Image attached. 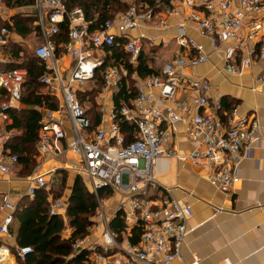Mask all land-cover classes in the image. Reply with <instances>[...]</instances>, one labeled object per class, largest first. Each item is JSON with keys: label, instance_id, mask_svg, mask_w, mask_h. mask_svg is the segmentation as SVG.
<instances>
[{"label": "built area", "instance_id": "2783aa9c", "mask_svg": "<svg viewBox=\"0 0 264 264\" xmlns=\"http://www.w3.org/2000/svg\"><path fill=\"white\" fill-rule=\"evenodd\" d=\"M179 1L188 9L180 13L171 37L179 50L164 64L161 74L140 78L131 76L127 62L136 66L149 46L167 47L169 40L145 31L135 36L132 33L144 28L168 30L172 14L168 5L163 3L159 9V5L132 3L99 28L91 29L83 8L71 7L67 0H35L45 37L36 49L46 70L40 83L61 100L57 110H48L41 118L37 168L48 158L70 154L74 162L68 169L85 177L95 194L97 207L89 232L72 245L75 252H87L88 264H176L181 260L193 210L190 204L170 198L172 190L161 184L156 173L160 159L178 153L174 142L179 122L185 124L195 145L185 157L196 165L210 166V180L225 193L236 188L241 180V161L261 139L256 117L240 115L234 108L223 118L222 105L211 101L212 83L186 69L210 58L205 44L189 34L190 28L206 38L214 51L227 44L224 68L230 73H240L256 58L264 59V0ZM3 3L0 0V5ZM62 23L68 25V40L56 44L54 38L61 33ZM7 35L9 29L3 28L0 44L7 43ZM59 46L74 60L66 74L57 52ZM121 49L128 58L119 55ZM238 57L240 62L236 61ZM26 78L27 70L22 68L0 71V88L9 95L0 103V178L14 175L19 161L8 147L13 131L5 125L12 103L22 100ZM98 79L103 86L96 101L103 112L100 123L94 125L80 93H87V85ZM131 80L135 83L127 90L129 97L107 110L104 103L108 95ZM261 80L264 84V75ZM181 90L193 94L178 98ZM191 105L200 110L192 116L188 115ZM56 169L52 167L49 172ZM47 175L38 173L31 178L27 191L30 198L36 196L38 188L49 187ZM117 194L124 198L116 200L113 208L111 199ZM65 209V201L57 198L49 211L62 215ZM16 210L9 193L0 192L1 235L13 238L10 229ZM116 218L123 221L120 231L112 225ZM4 250L8 252L9 248L3 247L0 255ZM31 251V247H17L16 254L24 259ZM198 263L196 258L192 264ZM226 264L232 263L226 260Z\"/></svg>", "mask_w": 264, "mask_h": 264}, {"label": "crops", "instance_id": "0c3cea01", "mask_svg": "<svg viewBox=\"0 0 264 264\" xmlns=\"http://www.w3.org/2000/svg\"><path fill=\"white\" fill-rule=\"evenodd\" d=\"M69 1L71 7H81L84 9L83 6L79 5L80 3L78 4V1L81 0ZM130 2V4H144L134 0ZM163 3L168 5L172 11L169 17L170 28L168 30L144 28L133 31L132 35L135 36L142 31L148 34H157L168 39L169 46H149L141 55L136 66H132V64L127 62L131 76L136 74L138 77L144 78L149 75L161 74L164 64L170 61L179 50L175 39L171 37H174L176 33V25L180 21V13L187 12L188 9L179 0H163L159 4V9H162ZM21 22L25 28L29 29L27 33H21L17 30V26ZM3 28L9 29V35H7V43L0 44V71L11 70L10 68L18 66V68L27 70V81L30 75V66H19L24 61L23 56L25 51H32L33 56L43 63L36 53L37 47L45 41V37L39 23L35 0H4V3L0 5V32ZM189 34L196 41L205 44L210 58L206 63L186 69V72L197 77H203L212 83L211 101L219 102L222 105L223 111L220 113L223 118L226 117V113L232 111L234 108L238 109L240 115H248L251 118L256 117L261 125V139L253 143L248 149L249 157L241 161L240 182L233 191L225 193L210 180V166L207 164L196 165L189 158L185 157V155L187 156L194 149L195 145L187 135L185 124L183 122L178 123L174 142L178 151L177 155L170 158H162L156 165V173L161 184L168 186L172 190L170 198L190 204L193 210V215L187 222L188 234L184 242L182 258L176 264H192L196 258L199 260L198 264H226V260H229L232 264H264V84L261 80L264 75V59L256 58L251 65L243 67L240 73H230L224 68L227 44L223 48L214 51L206 38L200 36L192 28L189 29ZM54 40L56 44L65 43L68 40V29L66 36L62 37L60 33ZM119 40L122 39L119 38ZM119 51L120 56L128 58L122 49ZM57 52L62 62V68H64V74H66L68 69L73 65L74 60L64 54L60 46L57 48ZM245 55L243 54V56ZM240 57L236 59L237 62H240ZM114 58L119 59L121 57L118 58L114 55ZM143 61L150 68H153L154 72L141 74L139 67ZM11 65L14 66L12 67ZM43 69L41 75L46 71L44 63ZM41 75L38 77L39 81ZM91 83H93L92 87H90ZM91 83L86 87L87 93H80L82 100H89L90 93L98 94L102 90L101 79ZM134 83L135 81L131 80L129 84H124L120 91L112 95L109 94L104 103L105 108L108 110L112 106L118 105L122 98H128L127 90L129 87L132 88ZM43 93L55 96L60 107L61 100L58 95L50 91ZM192 94V92L181 90L177 94V97L184 99L191 97ZM8 99L9 95L7 91L0 88V103ZM12 104L13 108L9 111L10 120L5 125L6 129L10 130V132L13 131L10 140L23 133L19 128H8L13 122L11 111L28 108V105H25L22 100L14 101ZM48 110L50 109L41 108L42 116ZM199 111L198 108L191 105L188 115L192 116ZM102 112L100 104L95 116H91L88 109L89 117L92 119L94 125L100 123ZM97 118L98 122L96 121ZM72 162H74L72 155L67 154L57 159L48 158L42 161V166L40 165V169H38L37 166L40 161L37 158L32 171L30 167L28 168L29 173L25 170V165L18 162L15 165L14 175H5L0 178V192H8L11 201L17 206L14 223L10 229L13 233V238L0 234V252L3 247H8L9 251H4L10 255L9 261L2 260L1 264H19L16 252L17 247H19L17 235L20 223L17 219V214L25 208L26 204H30L36 198V196L30 198L27 191L31 178L38 173L48 172L49 187L38 188L36 195L41 193L45 195L48 204H51L52 200L57 198H62L65 201L66 209L62 216L65 219L66 228L62 232V236L64 238L71 236L73 228L68 223L67 206L76 179L81 177L84 185L89 189L87 179L76 172L68 171L67 174L71 175V179L70 177L64 178L63 169L69 170L66 167L70 168L69 164ZM58 164L60 165L58 166ZM52 167L57 168L55 173L49 172V169ZM62 181H66L65 184L68 183V188L62 189V192L65 190L63 196L56 197L55 194L59 195L61 189H59L60 191H56L55 185L58 184L59 187ZM122 198L124 196L119 194L113 196L111 206L114 208L116 202ZM216 209H219V211H216ZM133 241L137 242L138 239L133 238Z\"/></svg>", "mask_w": 264, "mask_h": 264}, {"label": "trees", "instance_id": "16d2710c", "mask_svg": "<svg viewBox=\"0 0 264 264\" xmlns=\"http://www.w3.org/2000/svg\"><path fill=\"white\" fill-rule=\"evenodd\" d=\"M99 1L101 0H95L94 2L82 0L79 4L84 7L92 29L99 28L106 19L116 16V13H113L117 10L116 8L121 9L118 12L121 13L130 6V4H125L127 0H103V3H99ZM134 1L156 8L159 5L157 0ZM67 3L71 5L69 0H67ZM97 15L98 17H96ZM67 29L68 25L64 23L61 30L62 37L66 36ZM17 30L21 33L29 31L22 22L17 26ZM43 70V63L32 56L29 74L31 75L30 87L33 89L25 96L23 94L22 97V102L28 105V108L12 110L13 122L8 126V128H19L23 131L22 135H17L13 140H10L8 147L14 154L18 155L19 163H23L25 166L32 164L30 169L34 167L38 157L37 142L42 118L40 109L57 110L59 108L55 96L36 91L38 77L43 73ZM139 72L148 74L154 72V69L143 61L140 64ZM96 121L98 122V118ZM96 207L95 194L84 185L81 177H78L67 206L68 223L73 228V232L69 238H64L62 236V232L66 228L64 217L62 215H51L49 211L50 204L47 203L45 195H42V193L37 194L36 198L30 204H26L25 208L17 214L20 223L17 235L19 247L33 248V251L26 254L24 259L18 257V263L88 264L87 252H74L72 245L75 240L88 234ZM122 224L123 221L120 218H116L112 222L117 231L121 230Z\"/></svg>", "mask_w": 264, "mask_h": 264}, {"label": "rangeland", "instance_id": "374dc122", "mask_svg": "<svg viewBox=\"0 0 264 264\" xmlns=\"http://www.w3.org/2000/svg\"><path fill=\"white\" fill-rule=\"evenodd\" d=\"M92 1H95V0H92ZM131 0H127L126 2H125V4L126 5H128V4H130L131 2H130ZM82 2V0L81 1H78V4L79 3H81ZM133 2V1H132ZM99 3H103V0H101V1H99ZM116 8V7H115ZM117 10H115V11H113V13H118V12H120L119 10H121V9H119L118 10V8H116ZM34 54H33V52L32 51H30V50H27V51H25V53H24V56H23V63H21L19 66H21V67H29L30 66V64H31V60H32V56H33ZM22 60V59H21ZM30 82H31V75H29V77H28V79H27V81H26V85H25V89H24V92H23V94H24V96L26 95V94H28L33 88L32 87H30ZM38 83H37V88H36V91L37 92H40V93H43V92H48L49 90L44 86V85H42L41 83H40V81H39V79H38V81H37ZM93 86V83H91V85H90V87H92ZM96 96H97V94H94V93H90L89 94V100H83V104H84V106L86 107V108H88L89 109V112H90V115L91 116H95V114H96V112L98 111V106H99V104L97 103V101H96ZM32 154V153H31ZM31 165L32 164H30L29 166H25V170L28 172V168L29 167H31ZM56 165V164H55ZM60 164H58V166H59ZM66 168H68V167H66ZM62 169V168H61ZM25 170H24V173L26 174V172H25ZM31 171H32V169H30ZM68 171H72V172H75L74 170H72V169H69V170H64L63 169V174H64V178H66L67 179V177H70V179H71V175L70 174H67L68 173ZM29 173V172H28ZM31 173V172H30ZM84 181H85V178H84ZM66 183V181H62V183H61V185H59V187H58V184L57 185H55L56 186V191H60L59 189H61V191L59 192V195L58 194H55V192H54V194H55V196L56 197H61V196H63V193H64V191L62 192V189L63 188H65V189H67L68 188V183L67 184H65ZM53 190H54V187H53ZM54 196V197H55ZM18 260V262H19V259H17Z\"/></svg>", "mask_w": 264, "mask_h": 264}, {"label": "bare ground", "instance_id": "6f19581e", "mask_svg": "<svg viewBox=\"0 0 264 264\" xmlns=\"http://www.w3.org/2000/svg\"><path fill=\"white\" fill-rule=\"evenodd\" d=\"M1 254H3V255H0V257H2L4 260H7V262H8L10 255L5 251H2Z\"/></svg>", "mask_w": 264, "mask_h": 264}, {"label": "water", "instance_id": "95a60500", "mask_svg": "<svg viewBox=\"0 0 264 264\" xmlns=\"http://www.w3.org/2000/svg\"><path fill=\"white\" fill-rule=\"evenodd\" d=\"M0 264H1V261H0Z\"/></svg>", "mask_w": 264, "mask_h": 264}]
</instances>
